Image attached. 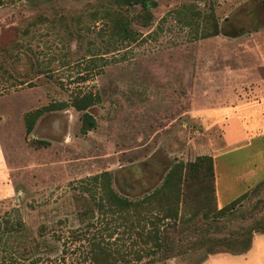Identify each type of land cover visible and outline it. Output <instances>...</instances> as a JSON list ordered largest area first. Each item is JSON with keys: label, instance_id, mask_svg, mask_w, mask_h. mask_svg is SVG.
Here are the masks:
<instances>
[{"label": "rangeland", "instance_id": "1", "mask_svg": "<svg viewBox=\"0 0 264 264\" xmlns=\"http://www.w3.org/2000/svg\"><path fill=\"white\" fill-rule=\"evenodd\" d=\"M122 1L0 0V223L18 211L35 232L57 226L88 206L83 188L105 172L120 195L143 198L174 164L210 155L227 108L264 95V0H149L148 21ZM118 7L133 40L104 17ZM86 93L99 101L79 111ZM85 112L97 123L87 133ZM186 187L195 225L169 232L175 249L154 264H200L211 243L264 229V182L217 221L206 185Z\"/></svg>", "mask_w": 264, "mask_h": 264}, {"label": "trees", "instance_id": "2", "mask_svg": "<svg viewBox=\"0 0 264 264\" xmlns=\"http://www.w3.org/2000/svg\"><path fill=\"white\" fill-rule=\"evenodd\" d=\"M115 4L140 6L142 16L139 17L150 19L149 0H123ZM120 7L106 9L104 17L111 21L113 31L120 39L133 40L132 20L123 15ZM97 15L98 12L94 14ZM98 101L97 96L86 93L72 105L79 111H87ZM41 114L42 111L37 110L27 119L29 133ZM96 127V120L85 112L83 131L87 133ZM190 179L204 183L216 202L214 160L203 156L192 163L174 164L162 185L140 199L120 195L113 187L109 172L93 176L83 188L88 194L84 198L88 206L72 213V217L68 214L61 218L57 226L41 225L37 232L28 225L26 227L18 211L8 213L0 223V264H143L146 257L152 259L145 264L163 262L167 259L166 254L175 249L169 232L195 225L197 216H186L183 210L186 199L190 200L186 187ZM247 196L248 192L216 210L212 218L216 221L226 218ZM70 218L79 224L68 225ZM255 233L264 234V229L250 231L243 239L240 237L244 234H240L237 238L217 240L211 243L208 254H246ZM236 246L241 249L237 250Z\"/></svg>", "mask_w": 264, "mask_h": 264}, {"label": "crops", "instance_id": "3", "mask_svg": "<svg viewBox=\"0 0 264 264\" xmlns=\"http://www.w3.org/2000/svg\"><path fill=\"white\" fill-rule=\"evenodd\" d=\"M246 109L252 112L244 127L245 117L241 112ZM225 111L230 112L231 117L209 155L214 160L215 196L219 209L264 182V95ZM228 115L224 113V116ZM1 161L0 153V165ZM204 264H264V234H254L246 254L218 253L210 255Z\"/></svg>", "mask_w": 264, "mask_h": 264}]
</instances>
